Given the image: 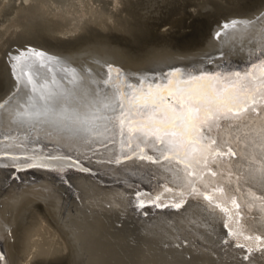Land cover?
I'll return each instance as SVG.
<instances>
[{"label": "bare ground", "instance_id": "6f19581e", "mask_svg": "<svg viewBox=\"0 0 264 264\" xmlns=\"http://www.w3.org/2000/svg\"><path fill=\"white\" fill-rule=\"evenodd\" d=\"M263 25L264 0H0V264H249L244 253L251 264H264V249L244 239L264 234L259 104L204 133L235 153L194 175L200 188L221 185L206 194L211 200L165 192L180 193L175 186L191 192L194 180L172 160L160 161L165 147L142 143L137 157L114 165L118 140L91 148L77 144L100 133L108 106L116 103L117 95L105 91L110 66L120 70L122 85L151 81L153 73L170 67L242 69L264 51ZM255 74L253 86L261 83L260 69ZM35 120L45 121L49 133L13 125ZM45 150L70 154L90 171L66 164L27 167L45 160ZM17 153L22 157L13 160ZM134 182L153 198L169 205L183 200V206L137 210L130 194ZM230 194L242 205L239 211L252 214L241 221L243 232L240 218L232 216ZM222 221L252 253L229 243L231 238L221 243L222 236L231 237Z\"/></svg>", "mask_w": 264, "mask_h": 264}, {"label": "snow or ice", "instance_id": "6c2138e0", "mask_svg": "<svg viewBox=\"0 0 264 264\" xmlns=\"http://www.w3.org/2000/svg\"><path fill=\"white\" fill-rule=\"evenodd\" d=\"M232 25L235 26V21ZM219 35L220 33H217V36ZM222 56L223 53H220L218 58ZM255 60L258 64L250 58L244 69H227L224 72H208L195 65L192 68L170 67L165 72L153 73L154 78L151 81L145 79L139 84L120 85L109 79L106 81L105 91L111 90L117 95L116 103L108 106L104 123L98 126L100 133L96 136L85 135L77 144L91 148L101 140L109 141L112 145L118 140L121 151L119 155L114 153V159L110 161L116 164H121L122 159H133L137 155V150L143 152L144 148H140L142 143L150 147H165L176 158L185 161L187 167L193 168L194 171L189 175L194 176L195 170L199 169L202 163L207 165L209 156L213 155L209 145L216 143L215 140H211L206 144L202 138L204 133H211L214 126H219L217 122L220 120L239 118L245 111H255L258 96L264 100V51ZM257 67L260 69L261 83L253 86L252 79ZM194 72L196 74H193ZM228 81L232 82L227 83ZM128 88L131 89V93L127 91ZM16 96H19V93L8 99L7 104H11ZM249 101L252 102L251 106ZM4 106V103H0V128L5 121ZM45 124V121L35 120L27 125H13L26 126L30 131L40 130L47 134L49 132ZM125 148L127 151H124ZM228 155L235 153L229 149ZM141 158L150 161L153 159L152 156ZM12 159L16 160L18 157L13 156ZM64 164L70 168L90 171L83 169L80 160L74 159L70 154L60 158L50 155L39 165L29 163L27 167ZM212 175L215 176L216 173L213 172ZM165 192L173 196L179 195L181 198L184 196V193H175L173 189H165ZM199 194L195 187L188 193V195ZM132 197L136 200L133 206L137 210L152 206L174 207L179 210L183 206V200L169 205L159 196L153 198L147 192L139 190L134 191ZM205 198L212 199L207 195ZM232 204L236 209L240 208L235 199L232 200ZM142 214L147 215V212ZM239 214V211L233 212L232 216L238 217ZM224 227L228 230L229 236L237 235L232 233L230 224L225 223ZM244 239L246 242L257 243L258 250L264 249V234L247 236ZM227 242L225 240V243ZM237 247L243 249L245 245L239 244ZM252 251L251 247L247 249L248 253ZM243 261H249L251 264L249 255H244Z\"/></svg>", "mask_w": 264, "mask_h": 264}, {"label": "water", "instance_id": "95a60500", "mask_svg": "<svg viewBox=\"0 0 264 264\" xmlns=\"http://www.w3.org/2000/svg\"><path fill=\"white\" fill-rule=\"evenodd\" d=\"M258 56V51L256 52V55L255 56H253V57H251V60H253L254 62H256L257 64H258V61H256L255 60V58ZM249 60H250V58L248 59V61L244 64V66L242 67V69H244L245 68V66L248 64V62H249ZM112 69H115V70H118V71H113ZM169 68H167V69H165L163 72H165V71H167ZM110 70H111V76H110V79L111 80H114V81H116L118 84H120V85H122V83H124V79L123 78H120V76H119V69L116 67V66H110V69H109V72H110ZM236 70V69H235ZM257 70H259V67H257L256 68V70H255V72H257ZM218 72H221V70H218ZM255 76H256V74L253 76V78L255 79ZM117 77H118V80H117ZM259 84H260V82H259ZM258 83L257 84H255L254 86H257V85H259ZM260 99V97L258 96L257 97V101H256V103L257 104H259V107H261V108H264V101L263 100H259ZM245 112H247V111H245ZM252 112H254V111H252ZM251 112V113H252ZM256 114H258V112L256 113ZM255 114V115H256ZM204 136L205 135H203V140H204V142L206 143V144H209V142L211 141V140H214L213 139V137H210V136H208V137H206V138H204ZM210 146V148L212 149V153H213V155H210L209 156V159H208V162H207V165H205L204 163H202L201 165H200V167H199V169H197L196 171H195V175H198V176H200V175H202L205 171H209V170H213L212 168H213V164L214 165H216L217 164V162H219V161H224V159H225V157L226 156H229L228 155V151H229V149H231L232 150V152L234 153V151H233V149H232V147L229 145V144H223L221 147H218V146H216V144H215V146L213 147V146H211V144L209 145ZM140 148H142V146L140 145ZM144 148V147H143ZM31 152H23L22 153V155L23 156H25V158H28V159H30V158H33V156H35V154L33 155V154H30ZM42 155H41V157L40 158H46V157H49L50 155L51 156H53V157H56V158H60V157H63V155H57V154H53V153H51L50 151H41L40 152ZM216 153H223L224 155H218V154H216ZM2 154V153H1ZM0 154V155H1ZM21 154V153H20ZM20 154L19 153H17L15 156L16 157H22V156H20ZM231 156V155H230ZM135 157H137V156H135ZM139 158H141L142 156H138ZM121 159H122V157H121ZM216 160V161H211V160ZM123 160V159H122ZM169 161V160H172V162H174V163H177V164H179L180 166H182V168H183V172L185 173V174H188V173H191V172H193L194 170H193V168H190V167H187V165H186V162L185 161H183V160H181V159H178V158H176L174 155H172L169 151H167V152H165L161 157H160V161ZM112 161V160H111ZM109 162V161H108ZM151 162H153L152 160H151ZM223 163V162H222ZM114 165H116V163H113ZM211 166V169L209 168ZM63 167H64V165H63ZM65 168H70V167H68L67 165H65ZM217 169H219V168H217ZM221 170V169H220ZM98 171L99 170H97V173H98ZM86 172H88V171H86ZM197 173V174H196ZM213 173V172H212ZM102 175H105V176H108V177H110L111 179H114L113 177H111L110 175H106V174H104V173H102ZM102 178H104L103 176H102ZM201 178H195V176H194V180H193V182H192V186H189L190 187V189L192 190V188L193 187H195L196 189H197V191L200 193V195L204 198V196L208 193V192H211V188H213L214 186H217V188H219V190L221 191V185H213V186H208L207 187V189H205V188H200L197 184L199 183V180H200ZM99 181L102 183V182H104V181H102V180H100L99 179ZM110 182V183H109ZM105 183V182H104ZM116 182H115V180H113V181H108V183L107 184H109V185H112V184H115ZM161 183H164V182H160L159 183V185L161 184ZM184 184V187H185V184L186 183H183ZM152 185V184H151ZM147 186V187H154L155 186V184H154V186ZM136 187V188H135ZM138 187H140L141 188V190H144L145 191V186H143V185H139V183H135L134 182V185H132L131 186V192H130V194H131V196H132V193L134 192V191H136V190H138L137 188ZM169 187V186H168ZM188 187V188H189ZM171 188V187H170ZM175 191H178V192H182V193H184V196L186 195L187 196V192H190L189 191V189H187V190H185L184 191V189L185 188H183V186H175ZM151 189V188H150ZM189 196V195H188ZM235 195H233V194H230L229 195V199L230 200H233ZM202 199V198H201ZM204 200V199H203ZM168 202H172V201H168ZM232 202V201H231ZM250 206H253V204L252 205H250ZM234 207V205L232 206V208ZM242 207V205H240V208ZM239 208V209H240ZM237 211H239L238 209H236L235 207H234V212H237ZM239 218H240V221H239V230L240 229H242V230H240V232H243L244 231V225L242 226V220L243 219H245L246 217H249V216H251L252 214L251 213H244L243 211H239ZM237 217V218H238ZM226 223V221H222V227L225 229V227H224V224ZM242 227V228H241ZM228 231V230H227ZM231 238V241L229 242V239ZM225 240H227L229 243H233L235 246H237V245H239V244H243V243H240L239 241H237V240H235V237L233 236H231V237H229V238H227V236L226 235H224V236H222L221 237V243H223V244H225ZM227 242V243H228ZM239 242V243H238ZM243 249H245V250H247L248 249V247H244ZM246 253H244L243 254V256L245 255ZM2 259H3V255H2V253H1V251H0V261H2Z\"/></svg>", "mask_w": 264, "mask_h": 264}, {"label": "rangeland", "instance_id": "374dc122", "mask_svg": "<svg viewBox=\"0 0 264 264\" xmlns=\"http://www.w3.org/2000/svg\"><path fill=\"white\" fill-rule=\"evenodd\" d=\"M263 31H264V25L262 26V28H261V32L263 33ZM220 54V53H219ZM219 54H217V55H215V57H219ZM206 64V63H205ZM225 65H229V64H225ZM226 66V67H227ZM233 68V67H232ZM218 69V68H217ZM120 71V70H119ZM120 78H122V77H120ZM105 96H106V94H105ZM106 97H108V93H107V96Z\"/></svg>", "mask_w": 264, "mask_h": 264}]
</instances>
